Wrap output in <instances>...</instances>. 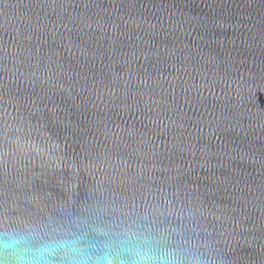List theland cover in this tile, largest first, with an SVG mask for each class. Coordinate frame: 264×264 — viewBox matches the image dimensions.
Returning a JSON list of instances; mask_svg holds the SVG:
<instances>
[{"label": "water", "instance_id": "water-1", "mask_svg": "<svg viewBox=\"0 0 264 264\" xmlns=\"http://www.w3.org/2000/svg\"><path fill=\"white\" fill-rule=\"evenodd\" d=\"M5 233L264 264V0H0Z\"/></svg>", "mask_w": 264, "mask_h": 264}, {"label": "clouds", "instance_id": "clouds-1", "mask_svg": "<svg viewBox=\"0 0 264 264\" xmlns=\"http://www.w3.org/2000/svg\"><path fill=\"white\" fill-rule=\"evenodd\" d=\"M30 233H5L0 235V254L10 256L14 264H52L53 258L62 255L68 264H175L171 255L148 237L128 236L121 242L123 254L105 247L100 256H93L78 237H63L35 243Z\"/></svg>", "mask_w": 264, "mask_h": 264}]
</instances>
